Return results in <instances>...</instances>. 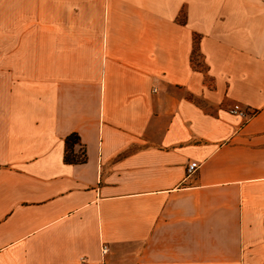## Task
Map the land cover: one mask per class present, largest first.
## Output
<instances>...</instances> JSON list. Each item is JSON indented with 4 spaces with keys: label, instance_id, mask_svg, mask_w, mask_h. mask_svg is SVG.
<instances>
[{
    "label": "crops",
    "instance_id": "crops-1",
    "mask_svg": "<svg viewBox=\"0 0 264 264\" xmlns=\"http://www.w3.org/2000/svg\"><path fill=\"white\" fill-rule=\"evenodd\" d=\"M0 264H264V0H0Z\"/></svg>",
    "mask_w": 264,
    "mask_h": 264
},
{
    "label": "built area",
    "instance_id": "built-area-1",
    "mask_svg": "<svg viewBox=\"0 0 264 264\" xmlns=\"http://www.w3.org/2000/svg\"><path fill=\"white\" fill-rule=\"evenodd\" d=\"M229 113L232 115H236V116H240V117H244V118H248L250 115L248 114V112L243 109L239 104H234L230 107L229 109ZM199 167V164L196 161H191L187 164L186 167V175H190L192 173H194L197 168ZM108 250L107 245L102 244L101 245V253H106V251Z\"/></svg>",
    "mask_w": 264,
    "mask_h": 264
},
{
    "label": "trees",
    "instance_id": "trees-1",
    "mask_svg": "<svg viewBox=\"0 0 264 264\" xmlns=\"http://www.w3.org/2000/svg\"><path fill=\"white\" fill-rule=\"evenodd\" d=\"M79 142V136L76 133H71L65 138V154L64 160L67 162H82L84 160V153L80 156L72 154L73 146Z\"/></svg>",
    "mask_w": 264,
    "mask_h": 264
},
{
    "label": "rangeland",
    "instance_id": "rangeland-1",
    "mask_svg": "<svg viewBox=\"0 0 264 264\" xmlns=\"http://www.w3.org/2000/svg\"><path fill=\"white\" fill-rule=\"evenodd\" d=\"M249 115H251L252 113L251 112H248Z\"/></svg>",
    "mask_w": 264,
    "mask_h": 264
}]
</instances>
